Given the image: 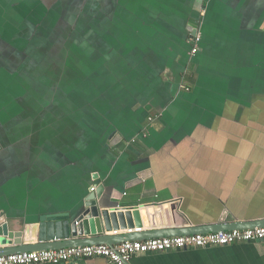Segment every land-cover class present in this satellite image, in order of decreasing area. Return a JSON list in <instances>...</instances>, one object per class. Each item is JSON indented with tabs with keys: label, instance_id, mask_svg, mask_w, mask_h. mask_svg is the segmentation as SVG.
<instances>
[{
	"label": "crops",
	"instance_id": "0c3cea01",
	"mask_svg": "<svg viewBox=\"0 0 264 264\" xmlns=\"http://www.w3.org/2000/svg\"><path fill=\"white\" fill-rule=\"evenodd\" d=\"M0 145L15 231L94 191L136 233L263 222L264 0H0ZM129 264H264V241Z\"/></svg>",
	"mask_w": 264,
	"mask_h": 264
},
{
	"label": "water",
	"instance_id": "95a60500",
	"mask_svg": "<svg viewBox=\"0 0 264 264\" xmlns=\"http://www.w3.org/2000/svg\"><path fill=\"white\" fill-rule=\"evenodd\" d=\"M196 31H193L195 34ZM1 150V145H0ZM99 182V181H98ZM97 186H100V182ZM101 195L94 191L82 206L78 215L72 213L42 215L34 226L23 225L15 231L4 219H0V256L22 252L61 250L90 245L116 246L129 241H143L155 238L217 233L221 231L247 230L264 227L263 222L234 223L233 225H212L201 227H180L136 233L143 229V213L140 208L110 210L98 202ZM175 210V205H172ZM128 231L123 235L106 236L105 232ZM135 230V233H132ZM37 239L35 244L30 239Z\"/></svg>",
	"mask_w": 264,
	"mask_h": 264
},
{
	"label": "built area",
	"instance_id": "2783aa9c",
	"mask_svg": "<svg viewBox=\"0 0 264 264\" xmlns=\"http://www.w3.org/2000/svg\"><path fill=\"white\" fill-rule=\"evenodd\" d=\"M191 43V56L194 57L199 53L201 36L192 33ZM187 89L189 90V88ZM141 231L142 229L136 230V232ZM262 241H264V227L129 241L114 247L108 245H90L61 250L22 252L0 256V264H68L82 259H106L111 264H129L138 255L167 253L189 248L226 247L239 243Z\"/></svg>",
	"mask_w": 264,
	"mask_h": 264
}]
</instances>
